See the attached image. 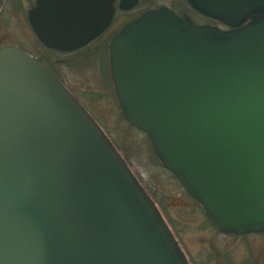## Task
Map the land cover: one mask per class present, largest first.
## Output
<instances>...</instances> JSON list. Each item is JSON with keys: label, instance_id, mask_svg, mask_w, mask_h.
<instances>
[{"label": "water", "instance_id": "95a60500", "mask_svg": "<svg viewBox=\"0 0 264 264\" xmlns=\"http://www.w3.org/2000/svg\"><path fill=\"white\" fill-rule=\"evenodd\" d=\"M186 2L226 27L166 5L128 21L108 44L119 109L213 226L264 231V0ZM97 5L55 33L32 20L38 39L86 45L113 15L112 0ZM0 264H190L88 110L11 46L0 49Z\"/></svg>", "mask_w": 264, "mask_h": 264}, {"label": "rangeland", "instance_id": "374dc122", "mask_svg": "<svg viewBox=\"0 0 264 264\" xmlns=\"http://www.w3.org/2000/svg\"><path fill=\"white\" fill-rule=\"evenodd\" d=\"M171 4L172 0H156L154 5L145 3V8ZM194 19L209 23L198 15ZM213 24L226 27L218 21ZM65 61L69 64L70 58L66 56ZM63 75L77 92L75 97L127 157L190 264H253L252 258L255 264H264V233L236 238L223 235L208 222L185 188L156 161L147 136L120 117L112 84L104 78L100 65L65 64Z\"/></svg>", "mask_w": 264, "mask_h": 264}, {"label": "flooded vegetation", "instance_id": "af4514ba", "mask_svg": "<svg viewBox=\"0 0 264 264\" xmlns=\"http://www.w3.org/2000/svg\"><path fill=\"white\" fill-rule=\"evenodd\" d=\"M98 1L99 0H1L0 49L11 46L30 54L41 64H43L75 96V93L77 92L70 86L63 75L65 64L78 66L80 61L82 64H87L89 62L94 64L92 61V50L94 47L91 45V42L95 38L86 45L73 50H59L50 48L38 39L35 29L36 25H34L33 21L35 24L36 22H40L41 26L46 28L47 31L55 33V31L60 27L70 26L72 24V20H75L76 17H93L98 15L99 10L101 9V6L97 5ZM184 1L186 0H172V4L168 7L175 11L172 6L175 4L182 5ZM121 2L122 0H112V6L114 10L111 21L107 27L97 36L108 37V44L110 39L115 36L128 21L139 17L147 9L163 6L157 5L145 8V3H147V5H154L156 0H137L134 5L127 8H122L120 6ZM38 4L45 6L41 12V16L40 13L38 15L33 13L30 18V12ZM181 14L186 13L183 12ZM107 53L109 63L108 47ZM66 56L70 58V61H68L69 64L65 61ZM110 79L112 82L111 72ZM111 90H113V95L116 98L113 83ZM216 230L221 232L223 235L233 236L236 238L238 236L264 233V231H259L229 234L222 232L219 229ZM252 260L253 264H255L253 258Z\"/></svg>", "mask_w": 264, "mask_h": 264}, {"label": "trees", "instance_id": "16d2710c", "mask_svg": "<svg viewBox=\"0 0 264 264\" xmlns=\"http://www.w3.org/2000/svg\"><path fill=\"white\" fill-rule=\"evenodd\" d=\"M173 7V9L177 12V13H179V14H181V13H186L193 21H195V19H194V16H196V15H198V16H201V17H204V18H206L207 19V21L206 22H209V23H215L216 21L215 20H213V19H210V18H208V17H205V16H202V14H200L199 12H197L196 10H194L193 8H191L190 6H189V4L186 2V1H184L183 2V4L181 5V4H175L174 6H172ZM196 22V21H195ZM108 40H109V38L108 37H97V38H95L92 42H91V45L94 47L93 48V58H92V61L94 62V64L96 63L97 65H100V69H101V72L103 73V76H104V78H106V79H108V81L109 82H111V79H110V72H109V63H108V53H107V47H108ZM79 65H83L82 64V62L80 61L79 62V64H78V66ZM111 84H112V82H111ZM114 99H115V102H116V104H117V101H116V98H115V96H114ZM117 107H118V109H119V106H118V104H117ZM119 112H120V117L121 118H123V120L124 121H126L125 119H124V117H123V115H122V113H121V111H120V109H119ZM127 122V121H126ZM127 124L130 126V127H132V128H135V129H137V130H140V131H142L144 134H145V132L143 131V130H141V129H139V128H137V127H135V126H133V125H131L130 123H128L127 122ZM146 135V134H145ZM147 136V135H146ZM147 138H148V136H147ZM112 141V140H111ZM148 141H149V147H150V150H151V152H152V154H153V156H154V158L156 159V161L159 163V165L160 166H162L163 167V169H165L166 171H168L169 173H170V175L176 180V181H178V179L176 178V176L170 171V170H168L167 168H165L161 163H160V161H159V159L157 158V156H156V154H155V152H154V150H153V148H152V145H151V142H150V140H149V138H148ZM113 142V141H112ZM113 144L115 145V143L113 142ZM116 146V145H115ZM117 149H118V147H116ZM119 150V149H118ZM120 152V151H119ZM121 153V152H120ZM121 155L123 156V158L126 160V162L128 163V165L130 166V163H129V161L127 160V157L125 156V155H123L122 153H121ZM130 168H131V166H130ZM132 169V168H131ZM133 171V170H132ZM134 172V171H133ZM135 174V176L138 178V180H139V177H138V175L136 174V173H134ZM140 181V180H139ZM140 183H141V181H140ZM178 183H180L179 181H178ZM142 184V183H141ZM181 184V183H180ZM144 186V185H143ZM191 197V196H190ZM192 198V197H191ZM193 199V198H192ZM193 201H194V203L202 210V212L205 214V212L203 211V209L201 208V206L193 199ZM161 213V212H160ZM205 216H206V214H205ZM206 218H207V216H206ZM207 220H208V222L212 225V223L209 221V219L207 218ZM213 226V225H212ZM214 227V226H213ZM215 229H217V228H215Z\"/></svg>", "mask_w": 264, "mask_h": 264}, {"label": "bare ground", "instance_id": "6f19581e", "mask_svg": "<svg viewBox=\"0 0 264 264\" xmlns=\"http://www.w3.org/2000/svg\"><path fill=\"white\" fill-rule=\"evenodd\" d=\"M190 263V262H189Z\"/></svg>", "mask_w": 264, "mask_h": 264}]
</instances>
